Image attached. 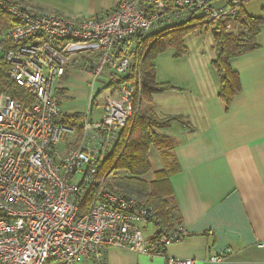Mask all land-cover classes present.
<instances>
[{
	"label": "built area",
	"instance_id": "built-area-1",
	"mask_svg": "<svg viewBox=\"0 0 264 264\" xmlns=\"http://www.w3.org/2000/svg\"><path fill=\"white\" fill-rule=\"evenodd\" d=\"M242 5L119 0L101 18L76 19L0 2L18 22L0 35L9 83L0 91V264H105L109 248L194 264L168 256V246L187 237L183 227L157 226L152 208L108 187L115 170L106 162L133 116L141 77L110 84L135 66L131 41L139 37L201 19L216 25L214 35L245 34ZM70 66L82 68L91 89L100 85L77 117L65 114L63 90L54 89Z\"/></svg>",
	"mask_w": 264,
	"mask_h": 264
},
{
	"label": "crops",
	"instance_id": "crops-1",
	"mask_svg": "<svg viewBox=\"0 0 264 264\" xmlns=\"http://www.w3.org/2000/svg\"><path fill=\"white\" fill-rule=\"evenodd\" d=\"M229 1L211 0V4L225 7ZM118 3L119 0H26L27 6L76 19L101 18ZM240 14L260 19L261 24L252 49L229 62L240 85L229 105L220 97L221 80L213 63L212 87L176 84L173 87L177 90L159 93H181L192 102L196 96L195 106L181 103L184 109L176 107L162 117L157 113L159 105L151 98L147 100L160 120L173 118L159 128V132H165L170 148L164 152L157 149L153 153L154 147L150 150L151 172L146 176H153V181L154 174L168 164L178 166L169 183L178 228L183 227L188 235L182 242L168 246V256L194 264H264V248H258L264 244V0H243ZM245 29L241 36H249L250 30ZM143 103L141 100L139 106ZM218 256L223 257L221 262L211 260ZM76 264L95 263L81 259ZM105 264L166 261L109 248Z\"/></svg>",
	"mask_w": 264,
	"mask_h": 264
},
{
	"label": "trees",
	"instance_id": "trees-1",
	"mask_svg": "<svg viewBox=\"0 0 264 264\" xmlns=\"http://www.w3.org/2000/svg\"><path fill=\"white\" fill-rule=\"evenodd\" d=\"M1 1L14 2V0ZM18 2L26 4V0H19ZM242 15L240 14L239 21L245 28L250 30L249 36H234L224 32L221 35H215L216 60L213 62V65L217 69L221 80L220 97L227 105L230 104L233 97L240 90L238 74L231 69L229 62L232 58L252 49L251 44L259 32V26L261 24L260 19L245 18ZM194 23L196 22L184 23L179 27H175L174 31L167 32V30H164L145 39L139 37L137 40L131 41L133 42L132 44L136 45V49L132 52L135 57V66L126 77L121 79L115 77L110 87L133 83L137 76L140 75L141 85L139 88V96L141 100L147 101L153 94L177 90L171 85H160L157 83L153 63L158 54L172 46L177 47L180 54H184L186 48L184 47L183 38L187 34L195 31L197 25H192ZM17 24L18 22L4 12L0 6V35L4 30L15 27ZM8 85L6 66L0 64V91H4ZM63 94L66 95L67 93L63 90ZM152 111L153 108L150 107L141 113L138 124L133 129L130 135L131 137L127 141L126 148L121 151V146H124L126 141L124 131L118 147L106 162L107 167V164L113 162V170L120 168L129 173V176L123 178H113L108 182V187L121 195L135 196L138 200H141L154 210L157 226L164 227L169 231H175L178 228L179 220L175 215L177 212L175 206L172 207L170 205L168 198L173 200V192L169 179L178 169L177 164H168L164 170L156 172L153 181L146 178L151 172L149 163L150 150L154 147L164 152L170 148L169 140L164 134L159 132V128L164 127L173 118L160 120L153 115ZM77 115L74 116L77 117ZM150 116L152 118H149Z\"/></svg>",
	"mask_w": 264,
	"mask_h": 264
},
{
	"label": "rangeland",
	"instance_id": "rangeland-1",
	"mask_svg": "<svg viewBox=\"0 0 264 264\" xmlns=\"http://www.w3.org/2000/svg\"><path fill=\"white\" fill-rule=\"evenodd\" d=\"M194 22L196 23L192 25H197L195 31L187 34L183 38L184 47L186 48V52L184 54L183 53L180 54L178 48L172 46L167 48L164 52L158 54V56L154 60L153 65L155 67L156 81L158 84L171 85V86L174 85L176 86V84H178V86H183L186 88L188 87L195 88L197 86L204 87L205 85L208 84L209 86L212 87L213 72L210 63H213L216 60V53H215L216 37L213 33V29H215L216 25L211 24L203 19ZM135 49H136V45L133 44L131 47V51H134ZM2 57L3 54L0 50V59ZM218 79L219 76L217 75L216 80ZM90 81L91 80L89 76L83 72L82 68L70 66L69 72L67 76L63 79V81L55 82L54 84L55 90L58 91L64 90L67 93L66 95L63 94L61 99L65 114L79 115V114H84L88 111L90 98L93 95V93L100 87V85L97 84L95 85L94 90L91 89L88 86V82ZM151 99L154 104L159 105L160 110L157 109V113L159 114V116L162 117H167L172 110H176L177 108L184 109L185 106L181 107L182 105L181 103L186 104L187 102H191L194 106L197 104L196 96H193V102H192V100L190 101V97L187 98V96L181 95V93L180 94L176 93L175 95L174 92H167L164 94H159V93L153 94L151 96ZM140 101L141 98L137 97L136 102L134 104L133 116L125 130L126 141H125V145L121 146L122 148L120 149L121 151L126 148L127 141L130 139L131 137L130 135L133 129L138 124V119L141 113L146 109L148 110V108L152 106L149 102L143 100L144 106L140 107L139 106ZM95 112L96 114L100 115L102 111L101 109H97ZM152 112L154 115L155 112L154 111ZM149 118L152 117L150 116ZM162 134L165 135V132H162ZM154 135L156 134L154 133ZM168 143L169 145L171 144L170 142ZM60 147L64 148L65 145H60ZM157 149L156 148L152 149L153 150L152 152L154 153L155 150ZM149 158H151V155ZM107 165L108 167L106 166V171H110L114 169L113 162ZM127 174L128 173L126 172V170L120 168L115 169V171L113 172V175L116 178H123ZM147 179L152 180L153 176H151V178L147 177ZM168 201L170 205L174 207L173 200L168 198ZM151 232H152V228H150V230L147 231L146 236H149Z\"/></svg>",
	"mask_w": 264,
	"mask_h": 264
}]
</instances>
